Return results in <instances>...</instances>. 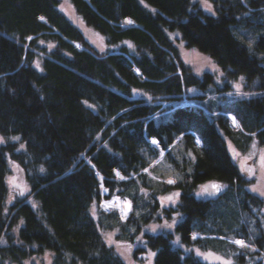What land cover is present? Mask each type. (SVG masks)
<instances>
[{"label": "trees", "instance_id": "1", "mask_svg": "<svg viewBox=\"0 0 264 264\" xmlns=\"http://www.w3.org/2000/svg\"><path fill=\"white\" fill-rule=\"evenodd\" d=\"M179 40L230 81L197 72ZM0 133V264H129L103 228L138 261L219 264L175 245L176 230L230 264H264V195L230 149L264 145V0H0ZM214 180L223 191L206 195ZM115 195L132 202L125 220L101 206Z\"/></svg>", "mask_w": 264, "mask_h": 264}, {"label": "rangeland", "instance_id": "2", "mask_svg": "<svg viewBox=\"0 0 264 264\" xmlns=\"http://www.w3.org/2000/svg\"><path fill=\"white\" fill-rule=\"evenodd\" d=\"M209 2V1H208ZM206 7L209 10H212L211 6L209 7V5L205 4ZM64 8L66 9V11L72 15V17L74 18V20L79 23L82 28L84 29L85 33L87 34V37L89 40H91L92 42H94L95 45L99 46L100 48L102 45V42L100 40V34L98 32H96L95 28L92 26H88L83 24V22L78 18V16L75 15L74 10L72 8L71 5H69L67 2H65L64 4ZM183 40H179L178 43H182V53H183V57L185 59L186 62L190 63L197 72H203L205 70H209L212 71L216 74V77L218 78L217 81L220 84L225 83L226 81H230L228 79H226L224 77V73L222 72V70L216 65V62L206 53L204 52H200L196 47H188L186 46V44H183ZM234 83V82H233ZM243 82L241 81V79L236 80L234 83L235 86V90L236 91H240L243 87ZM241 92V91H240ZM239 92V93H240ZM239 93L236 94H230L231 97H235V95H240ZM229 96V98H230ZM210 100H212V102L215 103H222V101L224 99H222L221 97H216L213 96L210 98ZM232 123V120H231ZM233 125V123H232ZM233 127H237L234 126ZM7 135H4L2 133H0V138L3 139V142L0 143L3 144L8 140ZM9 141V140H8ZM230 142V141H229ZM155 144H157L154 141ZM230 149L232 152V156L234 161L238 164V166L240 167L241 171L247 172L246 170V164H249L250 167L253 169L251 174V177L253 176L254 181L249 184L247 187L250 190H253L254 188H260V189H264V145H260L257 139H254L251 145V148L247 151H241L239 149H237V147L233 144L230 143ZM10 164V162H9ZM12 166V170L10 173L7 174V181L11 187V195H16L18 191L19 186L24 185L25 183H23V181L21 182V177L20 174L17 170V168L11 163ZM257 193H260L259 191H254ZM20 193V192H19ZM22 193V192H21ZM179 193L180 196V191L175 189L172 190L170 192L165 193L162 196V202L165 205H169V204H174L176 202H178L179 196H176L175 194ZM115 197H118V199H120L122 201V206L127 207V211L123 212L122 208L119 206H116L114 204H109L107 201L111 200ZM168 197H172L171 200L168 199ZM129 204V205H128ZM101 206L103 208H105L106 210H113V209H117L123 220H125L129 214L131 213L132 210V202L129 198H122L118 195H115L109 199L104 198L103 201L101 202ZM179 218L176 217L175 219H173L172 221H170L169 223H158V222H151L149 223L147 226H145L144 229H152L153 227H155V230H161V231H165L166 229H172L175 230V223ZM175 222V223H173ZM167 225H173L172 227H167ZM105 240L108 242V240L110 242H113L114 244H116V247L118 250L121 251V253L123 254V256L126 258V260L128 261L129 264H154V256H151L150 253L152 251L148 250V252H146L147 254L144 255V258L140 261L133 259V257L131 256V252H132V246H128V244L126 243V240H116L113 237L112 233L107 234V232H110L109 229L103 228L101 230ZM106 235L108 237V240L106 238ZM198 234L195 233L193 234V237H197ZM110 242H108L109 244H111ZM174 244H178L183 246V248H185L186 252H189L190 250H193L194 253L202 260L208 262V263H219V264H225V262H230L231 260L230 258H228L227 256L216 252L214 250L211 249H206L204 247H200L198 245H193V246H188L185 245L180 238V233L178 231L175 230V238H174ZM45 259V263H40L39 264H48L50 262V255L47 254L44 256Z\"/></svg>", "mask_w": 264, "mask_h": 264}, {"label": "water", "instance_id": "3", "mask_svg": "<svg viewBox=\"0 0 264 264\" xmlns=\"http://www.w3.org/2000/svg\"><path fill=\"white\" fill-rule=\"evenodd\" d=\"M77 45H79L78 42H77ZM228 115L231 118L233 125L238 126L239 125V121H238L237 117L233 113H228ZM233 118H235V120ZM198 141H200V140L198 139ZM246 170H247V173H251L253 169L250 167L249 164H246ZM212 184L219 185L220 186L219 190L217 191L216 189H214L211 186ZM204 186H208L207 187V191L204 190V192H205L206 195H209V196H214V195L220 194L223 191V189H224V184L221 183L220 181H217V180L209 181V182L205 183Z\"/></svg>", "mask_w": 264, "mask_h": 264}, {"label": "snow or ice", "instance_id": "4", "mask_svg": "<svg viewBox=\"0 0 264 264\" xmlns=\"http://www.w3.org/2000/svg\"><path fill=\"white\" fill-rule=\"evenodd\" d=\"M209 7H210V6H209ZM241 79H243V77H241ZM233 119L235 120V118H233ZM14 139H18V138H14ZM2 142H3V139L0 138V143H2ZM117 175H119V173H117ZM121 179H123V177H121ZM173 182H174V181H169V183H173ZM211 186H212L214 189H216L217 191L219 190V187H220L219 185H216V184H212ZM207 187H208V186H202V188H204L205 191H207ZM253 191H259V192L261 193V195H264V189L254 188ZM175 195H176V196H179V193H176ZM168 199L171 200L172 197H168ZM173 223H175V222H173ZM166 226H167V227H172L173 225H167V224H166ZM153 231H155V227H153ZM234 243L237 244V245H240L241 247H250V245H247V244L245 243L244 240H235ZM150 255H151V256H155L156 253H155V252H151ZM225 264H230V262H227V261H226Z\"/></svg>", "mask_w": 264, "mask_h": 264}, {"label": "bare ground", "instance_id": "5", "mask_svg": "<svg viewBox=\"0 0 264 264\" xmlns=\"http://www.w3.org/2000/svg\"><path fill=\"white\" fill-rule=\"evenodd\" d=\"M107 202H108L109 204H114V205H116V206L121 207L122 210H123V212H126V211H127L128 206L124 208V206H122V201H121L120 199H118V197H115V198H113V199H111V200H108ZM128 205H129V204H128Z\"/></svg>", "mask_w": 264, "mask_h": 264}]
</instances>
